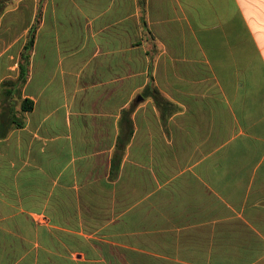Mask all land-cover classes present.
I'll use <instances>...</instances> for the list:
<instances>
[{"label": "crops", "instance_id": "0c3cea01", "mask_svg": "<svg viewBox=\"0 0 264 264\" xmlns=\"http://www.w3.org/2000/svg\"><path fill=\"white\" fill-rule=\"evenodd\" d=\"M206 2L4 0L0 264H264V0Z\"/></svg>", "mask_w": 264, "mask_h": 264}, {"label": "trees", "instance_id": "16d2710c", "mask_svg": "<svg viewBox=\"0 0 264 264\" xmlns=\"http://www.w3.org/2000/svg\"><path fill=\"white\" fill-rule=\"evenodd\" d=\"M40 6V5H39ZM38 6V7H39ZM4 7V0H0V10ZM39 10L36 17L39 18ZM38 20L35 18L34 22L28 29L26 40L22 46L19 59L17 61L18 75L15 79L6 78L0 81V138H3L8 133L12 125H21L15 117V106L20 99V90L24 85L29 66V56L33 48L35 29ZM154 94H158V90L154 87ZM6 106V107H5ZM32 108V101L23 98L20 102L19 109L21 111L30 110Z\"/></svg>", "mask_w": 264, "mask_h": 264}, {"label": "rangeland", "instance_id": "374dc122", "mask_svg": "<svg viewBox=\"0 0 264 264\" xmlns=\"http://www.w3.org/2000/svg\"><path fill=\"white\" fill-rule=\"evenodd\" d=\"M210 1V0H209ZM202 4L204 6V11H208L209 7L207 5L206 0H202ZM208 18H210L208 16ZM14 34H10L9 36L6 35V33L0 32V41L5 38L7 40L8 38L12 37ZM18 42H15L14 47L9 48L6 50V52H3L5 49L0 47V77L6 75V74H12L15 73L17 70V56H18V47L16 44ZM2 44V42H0ZM237 143L239 142L238 140L236 141Z\"/></svg>", "mask_w": 264, "mask_h": 264}]
</instances>
